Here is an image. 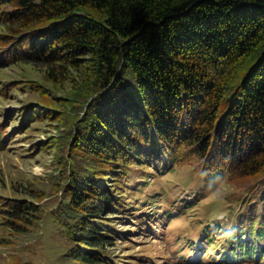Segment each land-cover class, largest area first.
<instances>
[{"label": "trees", "instance_id": "trees-1", "mask_svg": "<svg viewBox=\"0 0 264 264\" xmlns=\"http://www.w3.org/2000/svg\"><path fill=\"white\" fill-rule=\"evenodd\" d=\"M0 26V68L85 71L73 93L88 102L73 153L90 160L82 173L72 158L68 210L56 220L73 264H113L107 248L121 233L105 221L136 207L127 170L159 169L162 155L240 183L231 202L245 216L222 233L219 255H264V0H0ZM40 207L4 202L0 218L27 232Z\"/></svg>", "mask_w": 264, "mask_h": 264}, {"label": "rangeland", "instance_id": "rangeland-1", "mask_svg": "<svg viewBox=\"0 0 264 264\" xmlns=\"http://www.w3.org/2000/svg\"><path fill=\"white\" fill-rule=\"evenodd\" d=\"M54 69L51 73L49 66L22 62L0 68V204L34 200L41 206L27 232L5 226L0 218V264H73L66 226L60 228L56 220L68 210L64 203L72 158L82 173L88 168L89 158L78 149L73 153L74 131L88 105L73 93L86 75L62 65ZM30 109L35 113L29 118ZM162 159L159 169L136 164L127 170L138 190L126 195L136 207L132 214L116 213L105 221L121 233L107 248L112 263L264 264L262 254L235 258L231 252L229 261L219 255L226 242L222 233L233 234L245 216L244 208L231 202L242 193L240 183L194 171L190 164H172L165 155ZM218 189L222 195L214 198ZM142 198L153 199V207L140 203ZM203 229L210 230L216 245L209 247L213 241L202 239ZM239 238L249 239L244 233ZM261 242L264 247V237Z\"/></svg>", "mask_w": 264, "mask_h": 264}, {"label": "clouds", "instance_id": "clouds-1", "mask_svg": "<svg viewBox=\"0 0 264 264\" xmlns=\"http://www.w3.org/2000/svg\"><path fill=\"white\" fill-rule=\"evenodd\" d=\"M221 195H222V193H221V191L218 189L217 192L213 194V197L215 198V197H218V196H221Z\"/></svg>", "mask_w": 264, "mask_h": 264}]
</instances>
